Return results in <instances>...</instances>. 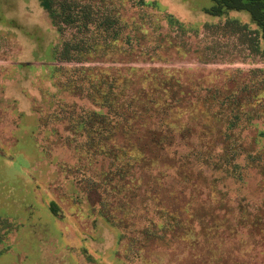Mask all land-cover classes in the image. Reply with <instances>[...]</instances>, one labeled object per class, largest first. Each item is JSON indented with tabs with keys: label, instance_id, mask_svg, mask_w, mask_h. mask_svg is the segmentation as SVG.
I'll return each instance as SVG.
<instances>
[{
	"label": "rangeland",
	"instance_id": "1",
	"mask_svg": "<svg viewBox=\"0 0 264 264\" xmlns=\"http://www.w3.org/2000/svg\"><path fill=\"white\" fill-rule=\"evenodd\" d=\"M61 1L87 27L0 0V264H264V40L249 14ZM65 41L86 53L60 59ZM163 75L185 107L225 104L166 127L143 98Z\"/></svg>",
	"mask_w": 264,
	"mask_h": 264
},
{
	"label": "trees",
	"instance_id": "2",
	"mask_svg": "<svg viewBox=\"0 0 264 264\" xmlns=\"http://www.w3.org/2000/svg\"><path fill=\"white\" fill-rule=\"evenodd\" d=\"M41 7L48 13V16L50 17L52 23L57 26V29L62 32L64 27L68 25H77V27H87V19H89V12L83 11L81 16H77L76 13H74L72 10H70V5L66 3V1L61 0H39ZM206 12L209 13L212 16H220L224 14L225 12L229 10H235V11H244L249 14L250 19L252 22H254L258 28L261 31V38L264 40V0H212V3L209 7L205 8ZM86 20V21H85ZM111 21L105 20L103 23L106 24L105 31L107 32V36L114 39L117 36V31L114 32H108L110 30H114L112 28ZM167 22L169 25L176 24L182 31L185 33V28L183 24H181L177 19H175L172 15H168ZM230 23L236 24L240 26L242 29L246 27V24H238L237 20H229ZM81 32V30L79 29ZM254 48L255 50H258L257 42L255 41ZM84 47H82V44L79 43V41L71 42V41H65L62 45V48L60 50H57V56L60 59L63 60H74L78 59L80 56H83L86 52ZM89 52V51H88ZM171 79H173L170 76L163 75L162 83L158 90H155L156 88V82L155 80L152 81L153 85H147L148 90H146L144 96L147 98L150 97L151 101V107L157 108V110L160 109L158 112L163 115L162 122L164 123V126H170L171 122L168 120V115L170 114L172 117L174 116H180L184 112H194V110L198 109L199 112H205L206 110L203 108V104L207 103L208 101L211 103L218 102L220 106H223L225 104L224 99H220V96H215L213 94H205L204 97L200 99V102H191L188 103V106L185 107V105H182L179 102V95H180V88L177 89H171ZM156 91H159L160 94L155 96ZM179 92V93H178ZM135 94L131 97V103H134L139 95ZM257 96V94H250L249 101L254 99ZM109 94L102 96V101H109ZM133 97H135L133 99ZM142 98V99H143ZM139 99V98H138ZM137 99V100H138ZM239 97H235L233 101L230 103L234 104L233 109L237 112L240 108L241 102H239ZM209 104V103H208ZM111 105V104H110ZM108 105V107H110ZM112 106V105H111ZM155 111V110H153ZM238 118V117H235ZM176 124V122H174ZM182 124V123H181ZM264 133V132H263ZM222 165L226 166L228 164V160L224 159L222 160Z\"/></svg>",
	"mask_w": 264,
	"mask_h": 264
}]
</instances>
